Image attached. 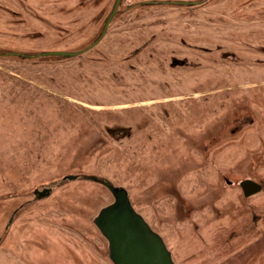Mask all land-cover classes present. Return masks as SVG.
<instances>
[{"label": "rangeland", "instance_id": "rangeland-1", "mask_svg": "<svg viewBox=\"0 0 264 264\" xmlns=\"http://www.w3.org/2000/svg\"><path fill=\"white\" fill-rule=\"evenodd\" d=\"M116 1L0 0V264H114L84 176L175 264H264V0H122L79 57L10 55L85 50Z\"/></svg>", "mask_w": 264, "mask_h": 264}, {"label": "water", "instance_id": "water-1", "mask_svg": "<svg viewBox=\"0 0 264 264\" xmlns=\"http://www.w3.org/2000/svg\"><path fill=\"white\" fill-rule=\"evenodd\" d=\"M122 0H117L107 19L101 36L88 48L79 52H47L39 55H26L12 53L11 56L23 59H39L46 57H58L72 59L79 57L95 48L106 35V32L118 14ZM201 3H157L146 2L143 5H177L198 6ZM78 176H68L65 181H75ZM86 181L105 186L114 196V203L104 208L95 221L100 232L109 243L110 259L114 264H175L171 253L168 251L164 240L155 233L149 224L133 208L128 192L123 188H117L106 180L94 177H82ZM241 188L246 197L258 194L262 187L258 183L247 180L241 183ZM51 190L36 191L39 198H46Z\"/></svg>", "mask_w": 264, "mask_h": 264}]
</instances>
